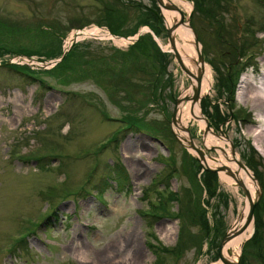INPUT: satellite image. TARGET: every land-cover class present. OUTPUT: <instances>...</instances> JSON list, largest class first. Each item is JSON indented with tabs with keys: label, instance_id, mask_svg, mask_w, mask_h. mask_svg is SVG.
Returning a JSON list of instances; mask_svg holds the SVG:
<instances>
[{
	"label": "rangeland",
	"instance_id": "1",
	"mask_svg": "<svg viewBox=\"0 0 264 264\" xmlns=\"http://www.w3.org/2000/svg\"><path fill=\"white\" fill-rule=\"evenodd\" d=\"M188 1L212 71L211 92L200 99L210 139L223 136L247 167L253 154L264 185V102L239 95L249 77L264 81V0ZM146 8L160 13L159 32ZM166 27L156 0H0V264H210L221 258L220 242L239 221L247 196L218 172L209 197L201 167H181L189 155L201 160L175 138L170 122L190 79L163 47ZM93 28L100 35L69 43L76 31ZM138 33L150 35L168 59L154 63L151 40ZM67 51H74L68 60ZM12 66L34 71L42 84ZM118 80L129 84L128 98ZM246 85L248 92L252 85ZM129 109L142 130L123 129ZM187 128L213 162L226 161L215 142L205 144L198 121ZM115 163L125 178L101 181ZM170 191L181 202L166 201ZM160 199L162 214L153 208ZM260 201L261 225L254 219L240 264H264L263 187ZM132 239L140 244L138 256Z\"/></svg>",
	"mask_w": 264,
	"mask_h": 264
},
{
	"label": "bare ground",
	"instance_id": "2",
	"mask_svg": "<svg viewBox=\"0 0 264 264\" xmlns=\"http://www.w3.org/2000/svg\"><path fill=\"white\" fill-rule=\"evenodd\" d=\"M162 1L165 4H172L174 6H177V9L161 7L162 15L165 19L167 27H172L173 25H176L172 32V36L174 37L175 40V47L184 65L191 73V74L184 73L186 76L189 77L190 82L187 85H184L182 83L181 86L182 89L180 92V97L183 98L186 96L188 97V99L181 101L177 105V122L175 125V130L177 132V135L184 143L186 144L189 143L188 140L191 138V136L187 131L184 130V128L185 127L187 128L192 120L195 119L196 121H198V126L205 132V136H204L205 144L210 145L212 142H215L216 146L223 151V154L226 159V161L222 159H217L213 162L212 159H210L204 153V158L202 159L203 160L202 162L205 165H209V166L212 165L215 167L220 165L228 166L231 171L235 172L234 174L236 178L229 176L225 171H220V175L222 179L225 180L228 184L236 183L237 185L238 183L236 182V179L240 180L248 192V196L245 198V205L242 210V219H240L237 222V224L234 225V227L229 231V235L227 239H225L221 244V248H220L221 258L217 259L216 261L210 262V264H235V262L240 257L242 245L244 244L245 240L251 235V233H253L252 222L242 232H240V227L242 226L243 221L245 219L244 217L247 214L249 201L255 198L256 195L255 192L258 190V185L252 179L251 171L250 170L247 171L246 169L238 165V160H239L238 154L235 152L234 153L230 152L231 149L227 148L226 146V142L229 143V141H227L223 136H219V139L217 141H212V139H210L212 136L210 134L212 133V129L206 130V122L203 118L202 111L200 109V100L193 101L191 99L192 94L198 85L197 82L198 74H200V82L198 85L200 97L204 96L205 94H209L211 92L212 84H213L212 71L210 67L205 63L204 64L199 63L197 59V51L193 43L192 29L189 27L188 23L185 20L181 22L182 11L186 10L190 12L192 9V4L188 0H162ZM96 31L98 30H96L95 28L76 31L74 35H72V37L70 38L69 43L78 40L80 35L81 36L100 35L96 33ZM121 39H125V38H121ZM163 47L170 51L172 49L169 43L167 45H164ZM246 84L252 85L251 86L252 88L248 92L246 90L247 89ZM239 95L253 97L255 100L260 99L261 101L264 102V81H259L258 84H256V81H254L252 78L249 77L247 81H245L241 86ZM136 241L134 239L132 245H133V252L138 256L142 253V250L139 247L140 244H137Z\"/></svg>",
	"mask_w": 264,
	"mask_h": 264
},
{
	"label": "trees",
	"instance_id": "3",
	"mask_svg": "<svg viewBox=\"0 0 264 264\" xmlns=\"http://www.w3.org/2000/svg\"><path fill=\"white\" fill-rule=\"evenodd\" d=\"M147 9V8H146ZM156 13H154V11L152 10V9H150V8H148L146 11H145V14L146 13H149L148 15L149 16H153L155 19H156V23L155 24H153L151 27H152V29L154 30V31H160V29H161V26H160V23H161V21H160V19H159V17H158V14H159V12L157 13V11H155ZM145 23H148V21L147 20H145ZM162 30V29H161ZM141 36V37H140ZM139 37L141 38V39H143V38H149L150 40H151V42H150V44H151V50L150 51H148V53L150 54L152 51V53H151V55L153 56V61H154V63H155V61L156 62H158V60L160 59V56L166 61L167 59H168V55L167 54H165V53H162L161 51H159V49H158V47H157V45H156V43L153 41V39H151V37H150V35H147V36H142V35H140ZM75 50V49H74ZM72 52V51H71ZM71 52H67V55H66V59L68 60V58L69 57H71V56H73V54H74V51L71 53ZM150 55V56H151ZM64 63H66V61L65 62H59L58 64H56L55 65V68H59L58 66H60V64H64ZM133 67H135V66H133ZM11 70H13V71H17V72H19V73H22V74H24L27 78H29L30 80H32L33 82H37V83H40V84H42L41 83V81L39 80V78H37V77H35V72L34 71H30V69H26V70H21V69H19L20 67H18V66H12V67H9ZM54 68V69H55ZM49 70H52V69H49ZM124 72H127V69L125 70V71H121V76L124 74ZM126 74V73H125ZM155 75V72L154 73H152V76H154ZM125 76V75H124ZM123 77V76H122ZM120 77L121 78V80L124 82V81H126L125 80V77ZM226 80V83H224V81H223V85L225 84V85H227V87H229V84H230V82H232V78L229 76V78H226L225 79ZM122 81H120V80H118L117 81V83H119L121 86H122V88H123V92L127 95V98H128V94L129 93H127L128 92V88H129V84H126V85H123V82ZM151 87H153V86H151ZM154 88V87H153ZM232 99H233V97H232ZM124 100H126V99H124ZM126 102H127V100H126ZM214 109H216V111H217V120L218 121H224V116L222 115V114H220V112L218 111L219 110V108H218V106H214ZM127 114H129V115H125V117H123L124 118V120H123V123H125L124 124V126H123V129L124 130H126L127 128L128 129H130V128H134V129H137V130H142V129H140L141 128V121H140V119L139 120H137L134 116H137L136 114H137V112L136 111H134L133 109H129V110H127V112H126ZM234 114H233V118H234ZM139 124H140V126H139ZM252 152L253 153H255V151L252 149ZM171 160H170V162L168 163V165H171L172 167L174 166V164H175V161H173V158L174 157H172V155H171ZM175 159V158H174ZM246 160L248 161V167H250L252 170H253V172H254V174H255V176H256V178L257 179H259V181H260V183H261V176H260V174L258 173V171H257V169H256V167H255V158H254V156H253V154H250L247 158H246ZM186 161V160H185ZM189 161H190V163H187V161H186V163H183V165L181 166L182 167V169H184V170H189L190 168H191V172H193L194 171V165L197 167V169H200V167H201V169H202V166L201 165H199L198 163H197V160L194 158V157H192V156H190L189 155ZM193 162V163H192ZM173 169H171V170H169V171H172ZM195 174V173H194ZM123 175V170H122V168L120 167V165L119 164H117V163H115V164H113V165H110V164H108V167L106 168V171H105V175L101 178V181H103V182H106V180L108 181H110L111 179L112 180H116V179H119V181L120 180H122L123 178H125V177H123L122 176ZM195 177H196V174L194 175ZM216 179H217V172H215V171H210V170H203L202 172H201V180H202V182H203V184H204V186H205V188H206V192H207V194L209 195V197L210 196H212V195H214V188H213V184L215 183V181H216ZM163 183H165V182H163ZM262 184V187H263V189H264V185H263V183H261ZM81 191H85V188L84 187H82L81 188ZM186 194H187V196L189 197V195H188V193L187 192H185ZM169 195L166 197V201H176L177 203H179V202H181V196H180V194L179 193H176V192H172V191H170L169 193H168ZM97 197L99 196V194L97 193V195H96ZM182 196L185 198V197H187V196H185V195H183L182 194ZM98 198H100V197H98ZM190 198V197H189ZM163 199V198H162ZM162 199H160V203L161 204H159V205H156V204H154L153 205V208L154 209H156V207L157 208H159V211L161 212V214L162 213H165L167 210H166V205H164V202H162L161 200ZM197 208V207H196ZM260 209H261V201L260 202H258L256 205H255V207H254V219H255V225L256 226H259V225H261V218H260V216H259V212H260ZM202 210H204V209H202V208H200V210H198V217H199V221H200V223H201V225H203V224H205L206 226H207V224H206V221H205V217L203 216V211ZM181 209L179 210V211H177V214H175L177 217H181ZM152 214H153V216H156V213H154L153 211H152ZM202 216H203V221H201V218H202ZM204 226V225H203ZM206 226H204V227H206ZM181 234H182V231H181ZM255 235H257V234H255ZM181 238V237H180ZM23 239L24 238H20L19 239V241L18 242H20V241H23ZM179 247H181V245L179 246ZM165 250H167V251H169L168 249H165ZM243 264V263H242Z\"/></svg>",
	"mask_w": 264,
	"mask_h": 264
},
{
	"label": "water",
	"instance_id": "4",
	"mask_svg": "<svg viewBox=\"0 0 264 264\" xmlns=\"http://www.w3.org/2000/svg\"><path fill=\"white\" fill-rule=\"evenodd\" d=\"M157 4H158V7L161 9V7H166V8H171V9H177L176 6L172 5V4H165L162 0H156ZM191 16H192V11H190V13L187 15V17L184 16L183 13H181V22L184 21V19L186 20V22L188 23L189 27L192 29V32H193V43H194V46L196 48V51H197V57H198V61L199 63L201 64H204V58H203V53H202V50H201V47H200V43H199V40H198V35L196 33V31L192 28L191 26V23H190V19H191ZM176 25H173L172 27H166V34H167V42L169 43V45L171 46V51H172V54L174 56V58L177 60L181 70L186 73V74H191L190 71L186 68V66L184 65L178 51L176 50V47H175V40H174V37L172 36V32L174 30ZM197 82H198V85H199V82H200V74L197 75ZM195 88L193 94H192V97L191 99L193 101H196V100H200L201 97L199 95V87ZM188 97H179L177 96L174 100V107H173V110H172V115H171V124H175L176 125V122H177V105L178 103H180L181 101L183 100H187ZM203 118L206 122V128L207 129H210V125L208 123V119L206 117H204L203 115ZM185 131H187L189 133V130L185 127L184 128ZM175 135V138L181 142V140L178 138V136L176 135V133H174ZM189 143L185 144L183 143L184 146L186 147H191L192 149H194L198 155H199V160H201V165H202V170H210V171H215V172H220L221 171H225L227 174H229L230 176L235 177V172L231 171L230 168L228 166H225V165H220V166H216V167H211L209 165H205L202 161V159L204 158V152L203 150L201 149V147H198L196 144H194V141L192 140V138H190L189 140ZM182 143V142H181ZM231 152L234 153L233 151V147L231 145ZM238 165H240L242 168L246 169L247 171L249 170L248 167L246 166L245 163H243L242 161L238 160ZM251 176H252V179L257 183L258 185V192H257V196L255 199L253 200H250L249 201V206H248V210H247V214L246 216L244 217V221H243V224L242 226L240 227V232L244 231L248 225L253 221H254V207L255 205L259 202L260 198H261V195H262V187L259 183V181L257 180L256 176L254 175L253 172H251ZM236 182L238 183L239 186L242 187V189L244 190L246 196H248V192L246 190V188L244 187L243 183L240 181V180H237L236 179ZM242 219V214L239 216V220ZM229 235V232H226L220 242V245L222 244V242L227 239ZM220 247V246H219ZM240 258H238V260L235 262V264H240Z\"/></svg>",
	"mask_w": 264,
	"mask_h": 264
}]
</instances>
